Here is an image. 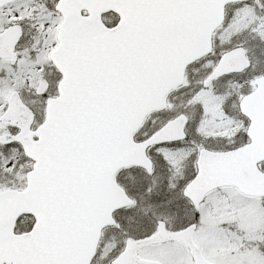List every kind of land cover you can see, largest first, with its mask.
Segmentation results:
<instances>
[{
  "label": "snow or ice",
  "instance_id": "6c2138e0",
  "mask_svg": "<svg viewBox=\"0 0 264 264\" xmlns=\"http://www.w3.org/2000/svg\"><path fill=\"white\" fill-rule=\"evenodd\" d=\"M0 264H264V0H0Z\"/></svg>",
  "mask_w": 264,
  "mask_h": 264
}]
</instances>
